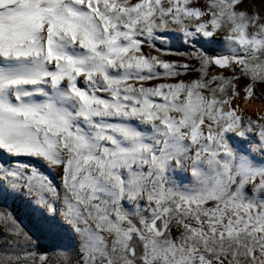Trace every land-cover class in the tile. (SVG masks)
<instances>
[{
  "label": "snow or ice",
  "instance_id": "snow-or-ice-1",
  "mask_svg": "<svg viewBox=\"0 0 264 264\" xmlns=\"http://www.w3.org/2000/svg\"><path fill=\"white\" fill-rule=\"evenodd\" d=\"M264 0H0V264H264Z\"/></svg>",
  "mask_w": 264,
  "mask_h": 264
},
{
  "label": "rangeland",
  "instance_id": "rangeland-1",
  "mask_svg": "<svg viewBox=\"0 0 264 264\" xmlns=\"http://www.w3.org/2000/svg\"><path fill=\"white\" fill-rule=\"evenodd\" d=\"M251 104V105H248ZM261 104V106L259 105ZM245 107H250V108H260L261 110H264V103H262L260 100L254 99L251 102L245 101Z\"/></svg>",
  "mask_w": 264,
  "mask_h": 264
},
{
  "label": "bare ground",
  "instance_id": "bare-ground-1",
  "mask_svg": "<svg viewBox=\"0 0 264 264\" xmlns=\"http://www.w3.org/2000/svg\"><path fill=\"white\" fill-rule=\"evenodd\" d=\"M248 105H251V104H248ZM261 106V104H259Z\"/></svg>",
  "mask_w": 264,
  "mask_h": 264
}]
</instances>
